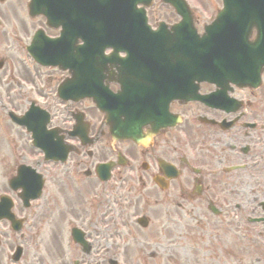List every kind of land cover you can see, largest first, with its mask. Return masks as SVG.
Listing matches in <instances>:
<instances>
[{
	"label": "flooded vegetation",
	"instance_id": "1",
	"mask_svg": "<svg viewBox=\"0 0 264 264\" xmlns=\"http://www.w3.org/2000/svg\"><path fill=\"white\" fill-rule=\"evenodd\" d=\"M12 5L11 0H0L4 42H8L7 23L14 29L15 21L19 22L17 8L14 10ZM21 20L23 24L24 19ZM37 24L32 27H42L43 21ZM49 31L51 35L57 32ZM19 42L21 38L14 40L15 50L21 53ZM10 48L5 47L10 59L0 58V84L4 78L7 84L4 91L10 100L14 94L40 95L37 86L55 91L58 82L69 77L66 71L40 67L33 61L18 71L16 63H25V58L16 61ZM102 83L113 92L118 90V85L107 76ZM216 89L219 88L215 85L198 83V95H210V101L189 99L166 103L167 111L161 114L160 125L155 121L154 125H145L138 131V138H145L146 145L112 141L103 115L93 108L91 100L86 105L69 102L48 108L49 128L54 129L55 140L71 150L64 163L68 166L60 164L37 209L20 204L13 207L19 216L32 220L34 226L39 219L42 228L36 234L25 232L0 241V264L57 263L59 258L50 259L41 251L55 244L60 250L67 223L70 231L77 227L89 239V206L96 207L101 217L107 212L103 197L98 195L96 199V188L113 193L114 203L115 197L126 203L131 208L127 209V218L134 220L135 225L140 213L152 220L157 236L164 239L156 242L159 247L166 248L171 244L170 237L179 234L184 238H201L200 246L195 249L206 253L210 264H264L261 224L264 213L259 205L264 202V96L256 98L263 89L229 86L225 93L212 94ZM46 98L42 93V99ZM79 109L82 119L77 121L73 115ZM175 119L179 121L174 125L164 123ZM251 123L254 125L249 126ZM75 125H80L84 139L73 133L77 131ZM108 162L112 163L108 167L110 176L102 182L95 168ZM253 162H257L255 167L251 166ZM69 174L73 182L69 181ZM114 213L121 216L123 211L118 209ZM255 227L258 229L254 230ZM239 235H256L263 246H257L255 251L251 248L253 252L248 253L237 251L236 247L228 249L229 236ZM16 247H20L18 259L13 257ZM75 247L81 255L77 264H104L94 263L92 253L83 254ZM247 256L251 261L241 263Z\"/></svg>",
	"mask_w": 264,
	"mask_h": 264
},
{
	"label": "rangeland",
	"instance_id": "2",
	"mask_svg": "<svg viewBox=\"0 0 264 264\" xmlns=\"http://www.w3.org/2000/svg\"><path fill=\"white\" fill-rule=\"evenodd\" d=\"M25 1L26 0H13V9H15V7L18 9V11H21V16L24 18V23L22 24V20L20 19L19 16V22H18V26L19 31H21L22 33H25V35L28 33V31L32 28V25L34 24V22H30L29 20H27L24 15H23V9L25 8ZM191 4L193 5H199L200 9H198V11L196 12V14L200 17V25L203 22H206L208 20L209 16H212V14L214 13V11L216 10V8L219 5V0H189ZM205 6L203 7L202 5ZM149 20L151 21V24H155L157 20H163L166 22L172 21L173 19H175L173 13L171 12V10H163L162 8H160L157 13L153 14V11H149ZM17 25V24H16ZM13 58L17 61V57L13 56ZM19 64H17L18 67V71H23L24 67L28 66V64H30L29 62H25L23 64H21V62L18 61ZM24 66V67H23ZM25 94V93H24ZM23 97V94H22ZM21 98L18 96H16L15 94L13 95V101L20 103ZM14 133V132H13ZM8 134L10 135V131L8 129L7 124L5 123V118H4V111L3 109L0 108V168L2 167H6L11 165V164H15L16 162L22 159L21 156H19V152L22 149H17L16 152H14L12 155H9L6 153L5 151V147H4V142L1 139L3 135ZM15 134V133H14ZM15 138V135H12ZM18 140V139H16ZM29 158H31L29 156ZM27 160V159H26ZM12 166V165H11ZM41 167L37 168L38 171H40ZM2 175H0V191H4L5 187H4V183L3 181L5 179H3V176L1 178ZM50 196V195H49ZM47 198V196H46ZM1 226V223H0ZM36 226H39L40 228V220H37V224ZM41 230V229H40ZM117 238H109L108 242H109V253L110 255H114L121 264H158V263H154V261H151L150 258H146L145 254L140 253L139 250V246L136 243V240L134 239H127L128 243H131L132 248H127L125 249V247L121 246L119 244V241L116 242ZM146 241H149L148 239ZM63 242V240H62ZM148 246V245H147ZM153 248V247H151ZM146 251H149V249H147ZM42 253H46L45 256L49 257L51 259V257H56L59 258L57 263L55 264H70L69 260H65L64 256L61 257V251L59 250V248L56 246L55 247H49V249L46 251H41ZM112 257V256H110ZM53 259V258H52ZM141 259H145V263H143V261ZM156 261V260H155ZM204 264V263H203ZM206 264V263H205Z\"/></svg>",
	"mask_w": 264,
	"mask_h": 264
},
{
	"label": "water",
	"instance_id": "3",
	"mask_svg": "<svg viewBox=\"0 0 264 264\" xmlns=\"http://www.w3.org/2000/svg\"><path fill=\"white\" fill-rule=\"evenodd\" d=\"M54 1H56L55 6L59 7V0ZM256 2H258V0H226V11L223 12L219 19L221 23L228 22L230 19L229 16L231 15L229 9L232 7L233 8L231 10L234 8H238L240 10V12L236 14L235 20H237V18L241 17L242 15L245 16V20H241V24H238L237 26L235 25L234 21L231 20L234 23V30L232 33L227 34V36L230 38L236 39L237 42H245L244 51L242 53H238L244 59L245 65L239 69L240 73L244 76H249L252 72H255V70L251 69V67L257 66V68H260L264 66V0L260 1L259 3ZM35 4L41 8L46 7L47 11L51 12L49 14L52 15L53 12L64 11L62 7L58 8L56 11H51L52 9L45 0H35ZM92 9L95 12H98L97 6H94ZM70 13L73 17L74 15L86 17L84 13L75 10L73 5L70 7V9L66 10V15H69ZM112 19V17H109L108 22L110 23ZM253 26L257 28V38L254 41L256 43L249 44L246 41V34L244 33L248 32ZM240 29L242 35H239L238 33V30ZM109 40L110 42H115L111 35L109 36ZM150 42H155L153 34L150 36ZM201 44L202 42H198L195 43L194 46L199 48Z\"/></svg>",
	"mask_w": 264,
	"mask_h": 264
}]
</instances>
